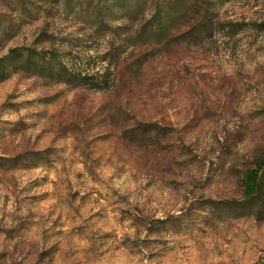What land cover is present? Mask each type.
Segmentation results:
<instances>
[{
  "label": "rangeland",
  "instance_id": "374dc122",
  "mask_svg": "<svg viewBox=\"0 0 264 264\" xmlns=\"http://www.w3.org/2000/svg\"><path fill=\"white\" fill-rule=\"evenodd\" d=\"M12 49L0 264H264V0H0Z\"/></svg>",
  "mask_w": 264,
  "mask_h": 264
},
{
  "label": "trees",
  "instance_id": "16d2710c",
  "mask_svg": "<svg viewBox=\"0 0 264 264\" xmlns=\"http://www.w3.org/2000/svg\"><path fill=\"white\" fill-rule=\"evenodd\" d=\"M21 53L18 52L17 49H12L11 53L7 56L0 58V68L3 73L7 71V68L10 65H19L21 61ZM54 67H52V70ZM264 176V160L262 163L256 167L251 168L247 171L245 177V188L244 195L242 200H221L219 203L227 204L229 206H241V207H249L253 200L257 197L259 188L261 186V182Z\"/></svg>",
  "mask_w": 264,
  "mask_h": 264
}]
</instances>
